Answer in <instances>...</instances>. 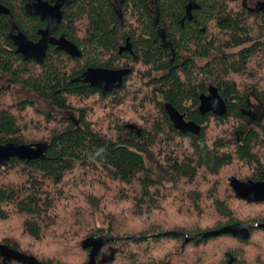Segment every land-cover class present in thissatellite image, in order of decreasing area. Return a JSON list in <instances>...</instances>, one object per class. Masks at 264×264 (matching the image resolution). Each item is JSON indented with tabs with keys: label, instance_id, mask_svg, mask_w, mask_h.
<instances>
[{
	"label": "trees",
	"instance_id": "16d2710c",
	"mask_svg": "<svg viewBox=\"0 0 264 264\" xmlns=\"http://www.w3.org/2000/svg\"><path fill=\"white\" fill-rule=\"evenodd\" d=\"M26 1L0 0L11 10L0 16V75L10 77L8 85L0 84V145L43 143L47 149L43 160L0 163V246L43 264H87L84 240L111 236L119 239L102 247L97 264H176L175 255L182 258L189 247L230 239V246L213 251L220 259L211 264H264V229H251L248 240L203 238L235 223L264 224V202L248 203L229 182L218 184L235 163L252 173L230 175L264 181V11L249 10L245 0H193L197 8L189 19L191 0H125L119 11L111 0H67L58 33L82 55L50 47L39 63L17 53L9 36L13 24L37 41L46 25L25 11ZM128 38L137 58L119 52ZM139 65L150 80L143 83L147 90L133 92H145L147 99L130 102L137 119L123 121L111 113L130 98L128 84ZM122 66H130V74L106 95L81 81L90 68ZM209 80L227 100L224 117L197 110ZM16 85L40 95L52 113L14 99ZM247 87L262 107L258 117ZM90 100L111 106L109 131L91 121ZM166 103L201 125V133L178 132ZM28 110L35 114L27 120ZM173 231L198 239L167 235ZM162 241L181 243V253L163 257L149 246ZM6 263L21 264L0 257Z\"/></svg>",
	"mask_w": 264,
	"mask_h": 264
},
{
	"label": "water",
	"instance_id": "95a60500",
	"mask_svg": "<svg viewBox=\"0 0 264 264\" xmlns=\"http://www.w3.org/2000/svg\"><path fill=\"white\" fill-rule=\"evenodd\" d=\"M37 6L36 12L44 21L48 23L45 30L41 31L42 38L39 42L34 43L30 41L23 33H19L14 37L17 53L21 54L25 60H35L39 63L43 62L49 45L56 46L59 50L65 52L73 58L81 56V51L73 42L69 41L66 37L60 38L53 37L54 31L58 28L63 20L62 7L67 0H57L47 2L44 0H30ZM194 1L191 0L187 6V14L191 15L192 11L197 7L193 5ZM262 11H264V3L262 4ZM0 13L9 14V10L0 4ZM129 68L121 70H108L102 68H91L87 70L81 81L89 84L91 87L100 89L104 95L112 92L115 89L122 87L124 78L130 74ZM166 112L170 118L174 128L182 134L199 135L201 133V125L193 120H188L186 115L181 113L172 104H165ZM198 112L201 116L209 113L217 116L224 117L228 114V103L219 92V89L214 84L209 87L208 93L200 95V105ZM47 149L46 144H21V143H8L0 145V163L6 164L10 159L17 158L22 161L43 160L45 159V152ZM231 188L234 190L238 198L248 203H263L264 202V181H241L232 178L230 181ZM258 227L264 229V224L247 225L242 223H235L219 230L210 231L203 234V238L220 237L222 235L230 234L234 237L248 240L251 237V229ZM186 237L187 241L197 240V234L182 233L180 231H173L167 235H181ZM140 237H134L138 240ZM119 238L111 236H98L90 237L84 240L83 248L90 250V259L87 264H97V256L99 255L102 247L109 241ZM0 257L4 259H11L21 264H43L37 259L25 255L23 253L14 251L6 246H0ZM7 264V263H6Z\"/></svg>",
	"mask_w": 264,
	"mask_h": 264
},
{
	"label": "rangeland",
	"instance_id": "374dc122",
	"mask_svg": "<svg viewBox=\"0 0 264 264\" xmlns=\"http://www.w3.org/2000/svg\"><path fill=\"white\" fill-rule=\"evenodd\" d=\"M263 1L264 0H245V5L249 8V10L258 11V10H261V6H262L261 4ZM214 56H215V54L213 53L211 55V58L208 60H198V64L204 65L207 61L212 60V58ZM140 71H142L143 76L139 75ZM145 73H147V69L145 67H143L141 65L136 67V72L133 75L132 79H130V82L128 84V86L130 87V88L128 87L129 92H131L128 94L130 96V98L125 99L123 103L117 104V106L114 107L115 110H112V113H111V114H113V116L115 115V116H117V118H118V116H122L123 121H125V120H136L137 119V112H135V110H132V109H138V108L128 107V105L130 104V102H134L136 98H141V99H143L144 102H145L144 99H147L144 95L145 92L142 95L133 92L135 87H136V89L141 87L144 90H147V88L144 86V84H146L150 80V78L145 76L144 75ZM160 75H161V73L154 72L153 77L158 78V76H160ZM263 77H264V72H263ZM9 78L10 77L8 75H0V84L1 85H8L9 84L8 83ZM259 79H260V76H259ZM244 82L250 83L248 81H242V82H240V85L244 84ZM210 83H213V81L212 80L207 81L208 86L210 85ZM10 87H11V85H10ZM247 89H248V91H246L245 93L249 94V102H250L251 106L254 107L255 115L258 117L263 112L262 107H261L260 103L253 97L252 92L250 90V87H247ZM11 92H12L13 98L16 99L17 101H20V100L32 101L36 105V108L39 109L40 111H43L44 113H52V111H53L52 108L46 103V101L40 95L28 90L25 87H22L19 85L13 86L11 88ZM136 94L138 96H136ZM160 100H162V97H160ZM146 102L147 103H145V106L147 105V107H148V105H150V102H148V101H146ZM88 107L91 108L90 109L91 121H94L97 126L104 127L105 130L109 131V123L108 122H109V118L111 115H108V113L111 111L110 110L111 106L101 105V103H99V102L95 103L93 100H90V104L88 105ZM114 111H118V115L114 114L113 113ZM34 114H35V110L34 111L28 110V112L23 115V118H25L27 120L31 119L34 117ZM35 119L38 120L39 122L43 123L42 118L36 117ZM42 123H40V124L42 125ZM211 133H212V131H211ZM235 166L231 169H228V172L224 173V175L222 177V178H225V180L223 181V185L218 183L219 185H221V187H223V188L226 187V185H224V184H226V182H229V184H230V181L232 178H236V179L240 180V178L238 176L230 175L229 174L230 172L231 173H237L238 171L247 172L248 174L246 175V177L251 175V173H252V172L245 170V168L240 166V164H238V163H235ZM241 181H243V180H241ZM244 181H248V180H244ZM99 221H100V223L102 222V220H99ZM9 227L11 229H14L16 231V233L19 232V228H18L17 224H10L7 228H9ZM219 244H222V247H219ZM231 244H232V241L230 239H222V240H219L216 242H209V244H208L209 247L208 246L207 247H194V248L189 247L188 249H186L185 254L182 258L175 255L174 259L176 261V264H185V263H183V260L186 262H189L190 264H209L211 261L216 262L217 260L220 259V257H217L215 259L213 258V255H214L213 251H221L222 249H225V247L227 248ZM149 246L156 248L158 250V252H160L163 257L166 256L168 253H170L169 254L170 257L174 256L173 252L181 253L180 250L182 247L181 243H178L175 241L174 242L173 241H170V242L162 241L158 244H156L154 242H150ZM254 251H255V253L257 252L255 248H254Z\"/></svg>",
	"mask_w": 264,
	"mask_h": 264
},
{
	"label": "flooded vegetation",
	"instance_id": "af4514ba",
	"mask_svg": "<svg viewBox=\"0 0 264 264\" xmlns=\"http://www.w3.org/2000/svg\"><path fill=\"white\" fill-rule=\"evenodd\" d=\"M44 1H46V0H44ZM54 1V0H53ZM52 0L51 1H47V2H53ZM55 1H57V0H55ZM54 1V2H55ZM112 1V4H113V7L117 10V11H119V10H121V8L123 7V5H124V2H125V0H111ZM53 2V3H54ZM69 3V1H66V3L63 5V7H62V11H63V9H64V6L66 5V4H68ZM264 3V1L262 2V4ZM0 4L3 6V7H5L6 9H8L9 10V14H3V13H0V16H10L11 15V10L8 8V6H6L5 4H3V3H1L0 2ZM261 4V5H262ZM261 8H262V6H261ZM24 9H25V11L27 12V13H29L31 16H35V17H38V18H40L43 22H45L46 23V25L43 27V28H41L39 31H38V34H39V39L37 40V41H32V40H30V41H32V42H34V43H37V42H39L40 41V39L42 38V35L40 34V32L41 31H43V30H45L46 28H47V26H48V23L46 22V21H44L39 15H37L36 14V12L38 11V8H37V6L34 4V2H31L30 0H27L26 1V3H25V5H24ZM192 15V14H191ZM191 15H188L187 14V16H188V18L189 19H192V16ZM64 16V15H63ZM64 18V17H63ZM119 18H121V16H119ZM63 21V20H62ZM62 23V22H61ZM60 23V24H61ZM10 26H11V32H10V34H9V36L11 37V39L13 40V42H14V37L17 35V34H19V33H22L21 31H19V29L17 28V26H15V25H13V24H10ZM60 26V25H59ZM59 26H58V28L54 31V33H53V37H56V38H60L61 36H64L65 37V35H61V34H59L58 33V29H59ZM155 27H158V23L156 22L155 23ZM25 35V34H24ZM26 36V35H25ZM158 40L160 41V43L161 44H163L164 45V40H165V38H164V32H163V29L162 28H159L158 29ZM27 37V36H26ZM70 41V40H69ZM14 46H15V42H14ZM16 47V46H15ZM50 47H55L57 50H59L56 46H53V45H49V48ZM48 48V49H49ZM17 49V48H16ZM80 50V49H79ZM48 51V50H47ZM61 51V50H60ZM81 51V50H80ZM119 52H120V54H123V53H127V54H129L130 56H132V57H136V55H135V50H134V43L132 42V40H131V38H128V39H126L125 40V43L123 44V45H121L120 46V48H119ZM81 55H82V52H81ZM137 58V57H136ZM130 66H122L121 68H119V69H108V70H121V69H124V68H129ZM91 69V68H90ZM102 69H107V68H102ZM130 69V68H129ZM89 70V69H88ZM130 71H131V69H130ZM127 77V76H126ZM211 85H213V83H210V85L208 86L207 85V91L206 92H200L199 93V95H201L202 93H205V94H207L208 93V90H209V87L211 86ZM98 90H100V89H98ZM116 90V89H115ZM101 91V90H100ZM114 91V90H113ZM112 91V92H113ZM102 92V91H101ZM200 105V104H199ZM199 107V106H198ZM197 110H198V108H197Z\"/></svg>",
	"mask_w": 264,
	"mask_h": 264
}]
</instances>
